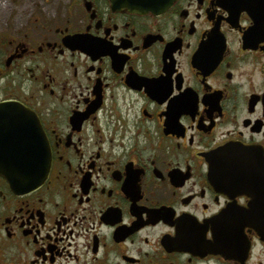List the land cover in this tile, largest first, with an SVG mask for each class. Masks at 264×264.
Wrapping results in <instances>:
<instances>
[{
	"label": "flooded vegetation",
	"instance_id": "1",
	"mask_svg": "<svg viewBox=\"0 0 264 264\" xmlns=\"http://www.w3.org/2000/svg\"><path fill=\"white\" fill-rule=\"evenodd\" d=\"M0 104V264H264V0H7Z\"/></svg>",
	"mask_w": 264,
	"mask_h": 264
},
{
	"label": "water",
	"instance_id": "2",
	"mask_svg": "<svg viewBox=\"0 0 264 264\" xmlns=\"http://www.w3.org/2000/svg\"><path fill=\"white\" fill-rule=\"evenodd\" d=\"M172 0H151V1H137V0H111L112 5L117 7H126L134 11L148 10L154 6L165 7ZM3 105V104H0ZM4 106V105H3ZM10 112L17 120L18 115L23 111L21 108H7L2 110L0 107V114ZM31 126L37 127V136L34 138V146L31 152L24 150L22 147L13 148L14 153H9L8 156L3 157L2 138L0 128V175L11 184L18 187H31L32 185H39L45 180L50 168V152L45 137H43L42 130L39 126L37 117L31 115ZM16 125V124H15ZM18 144V142H17ZM23 152V153H22ZM218 164L226 165V161ZM220 176L228 174L227 168L218 170ZM264 225V220H262Z\"/></svg>",
	"mask_w": 264,
	"mask_h": 264
},
{
	"label": "rangeland",
	"instance_id": "3",
	"mask_svg": "<svg viewBox=\"0 0 264 264\" xmlns=\"http://www.w3.org/2000/svg\"><path fill=\"white\" fill-rule=\"evenodd\" d=\"M6 3H7V0H0V8L4 7Z\"/></svg>",
	"mask_w": 264,
	"mask_h": 264
}]
</instances>
